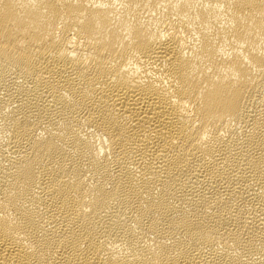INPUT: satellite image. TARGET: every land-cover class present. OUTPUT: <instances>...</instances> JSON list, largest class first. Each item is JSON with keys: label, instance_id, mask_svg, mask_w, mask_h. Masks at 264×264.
<instances>
[{"label": "bare ground", "instance_id": "6f19581e", "mask_svg": "<svg viewBox=\"0 0 264 264\" xmlns=\"http://www.w3.org/2000/svg\"><path fill=\"white\" fill-rule=\"evenodd\" d=\"M0 264H264V0H0Z\"/></svg>", "mask_w": 264, "mask_h": 264}]
</instances>
